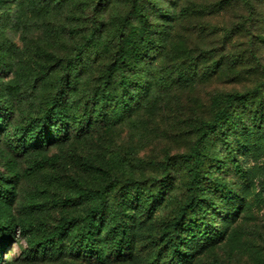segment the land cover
<instances>
[{
    "label": "trees",
    "instance_id": "16d2710c",
    "mask_svg": "<svg viewBox=\"0 0 264 264\" xmlns=\"http://www.w3.org/2000/svg\"><path fill=\"white\" fill-rule=\"evenodd\" d=\"M160 1L0 0V9L10 15L20 6L40 15L51 40L25 54L0 30V76L13 73L9 80L0 78V264H15L4 254L20 239L27 243L23 253L46 261L124 259L134 246L137 209L157 212L176 186H182L184 197L158 220L148 264H189L226 238L227 223L240 214L244 197L222 172L245 184L251 168L242 152H253L264 139V69L258 63L259 79L251 87L210 95L208 116L192 126L189 151L154 164L157 175L139 176L132 168L113 173L89 159H76L73 169L62 171L47 153L52 144L79 134L112 136L159 92L192 89L225 67L241 75L231 68L239 54L224 62L211 50L174 42V23L189 7ZM260 2L215 0L207 8L219 12L240 4L244 20L253 23L260 20ZM89 7L95 20L89 27L69 26L73 49L56 52L62 27L55 26L53 14L68 19ZM242 30L264 42L260 31ZM259 184L264 189V179ZM52 208L61 210L55 222L48 217Z\"/></svg>",
    "mask_w": 264,
    "mask_h": 264
},
{
    "label": "rangeland",
    "instance_id": "374dc122",
    "mask_svg": "<svg viewBox=\"0 0 264 264\" xmlns=\"http://www.w3.org/2000/svg\"><path fill=\"white\" fill-rule=\"evenodd\" d=\"M170 1L174 0H161L160 5L165 6ZM213 1L215 0H179L178 7L188 6L190 12L186 17L175 21L172 38L176 43L185 44L189 50H211L214 58H222L224 62L233 61L229 56L239 54L241 57L233 62L231 68L242 71L241 75L236 76L225 67L210 80L198 81L192 89H174L166 94L159 92L152 105L139 109L121 123L112 136L90 132L52 144L47 153L50 157L55 156L57 161L54 165L57 169L69 171L74 168L76 159H89L113 173L121 174L132 168L139 176L157 175L159 173L155 171L154 164L160 163L167 156L189 151L193 140L192 126L198 117L208 116L210 95L243 90L259 79L256 63L264 69V42L256 41L251 34L247 37L246 31L242 29L247 27L251 33L260 31L264 37V2L256 6L261 15L260 20L252 23L244 20L246 9L240 4H233L219 12L208 11L207 5ZM20 7V11L15 7L16 12L12 15L0 9V30L6 31L10 43L20 53L30 54L35 45L46 46L50 39L38 18L40 15ZM109 13L107 10V17ZM96 15L90 7L83 14L76 10V14L68 19L61 12L54 13L53 23L62 27L61 31L57 30L62 36L59 41H55L53 49L61 54L73 49L71 47L75 39L66 33V29L69 26L89 27ZM64 22L67 27L63 26ZM12 77L13 73H3L0 76L6 80ZM216 148L219 153L223 152L220 144ZM242 153L246 168H251L245 184L238 180L236 174L222 172L227 181L237 182L234 187L244 197L242 210L235 220L229 219L224 241L206 249L189 264H264V189L259 184L264 179V139L253 147V152L244 150ZM22 163L25 166V160ZM1 168H5L3 162ZM176 183L178 185V181ZM183 197L182 186H176L157 212L148 214L146 209L138 208L132 221V253L109 264H148L155 249L153 240L158 220L168 217L176 202ZM60 211L59 208L50 209L49 220L55 222ZM26 246V240L20 239L7 247L4 260H11L15 264H98L87 257L69 258L61 262L32 258L23 253V247Z\"/></svg>",
    "mask_w": 264,
    "mask_h": 264
}]
</instances>
